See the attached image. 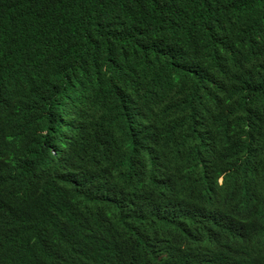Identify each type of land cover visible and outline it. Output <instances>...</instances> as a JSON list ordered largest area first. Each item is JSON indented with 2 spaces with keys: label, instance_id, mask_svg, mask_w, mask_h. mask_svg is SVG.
I'll return each instance as SVG.
<instances>
[{
  "label": "trees",
  "instance_id": "16d2710c",
  "mask_svg": "<svg viewBox=\"0 0 264 264\" xmlns=\"http://www.w3.org/2000/svg\"><path fill=\"white\" fill-rule=\"evenodd\" d=\"M0 264H264V0H0Z\"/></svg>",
  "mask_w": 264,
  "mask_h": 264
}]
</instances>
